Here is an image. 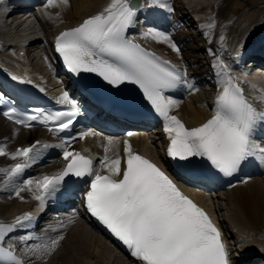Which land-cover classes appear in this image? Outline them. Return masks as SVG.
Returning <instances> with one entry per match:
<instances>
[{
    "label": "snow or ice",
    "instance_id": "1",
    "mask_svg": "<svg viewBox=\"0 0 264 264\" xmlns=\"http://www.w3.org/2000/svg\"><path fill=\"white\" fill-rule=\"evenodd\" d=\"M3 3L4 0H0V4ZM60 5L68 6L69 0H46L45 7ZM145 7H159L169 13L174 11L167 0H149L147 5L137 0H110L97 14L60 32L55 38V52L71 73H95L113 86L126 82L137 85L163 120V130L169 141V157L189 163L194 158H201L222 177H232L251 163L264 167V145L256 138L258 130L264 129V108H258L249 100L243 87L222 63L216 65L220 91L215 96L211 118L199 126L187 127L177 115L172 114L181 102L165 93L181 87L190 92L197 89L189 81L186 69L162 59L129 37V30ZM204 27L213 29L216 24L212 22ZM140 35L180 52L168 33L149 28ZM224 40L225 37L220 36L222 43ZM11 79L31 83L15 75ZM252 87L256 88L255 85ZM257 90L261 95L256 101L264 104V89ZM4 99L0 95V102ZM58 102L69 105L68 109L51 113L37 109L34 114H23L15 107H9L2 114L25 128L31 127L32 122H38L45 126L54 125L50 131L64 132L75 122L80 107L67 91ZM87 135L89 133H83L81 138ZM68 143L70 141L55 145L63 149L66 162L63 170L40 179L24 180L13 189L17 198L23 200L21 193L30 192L43 207L45 199L58 190L66 177H89L90 183L84 194L87 211L126 246L139 264H230L221 230L210 215L185 195L154 161L133 151L129 141L123 142V168L118 153L109 155L117 145L111 137L107 138L100 168L94 166L91 156L69 150ZM38 146L40 142L36 141L10 152L5 144H0V157L20 161L8 168H0L5 185L12 184L36 162L40 156ZM241 182L247 183L248 180ZM33 219L31 213H24L10 223L0 221V264H26L25 258L33 257L44 259L63 240L60 235L28 245V241L39 240L40 237L32 234L21 236L19 239L25 244L23 257L16 254L11 243L4 246L11 234L30 228Z\"/></svg>",
    "mask_w": 264,
    "mask_h": 264
},
{
    "label": "bare ground",
    "instance_id": "2",
    "mask_svg": "<svg viewBox=\"0 0 264 264\" xmlns=\"http://www.w3.org/2000/svg\"><path fill=\"white\" fill-rule=\"evenodd\" d=\"M237 1L216 0V2L208 5L203 1L198 2V0L186 2L185 0H167L174 11L169 13L166 9L159 7H145L138 14L136 24L128 32L130 38H133L144 48L156 53L162 59L170 61L182 70L186 69L187 65L191 67L192 73L189 74L188 71L187 76L197 90L190 92L188 89L181 87L172 90L171 94H167L181 102L179 108L175 109L172 114L177 115L187 126H198L211 118L213 114L214 99L220 91L217 76L219 68L216 67L218 63L223 64L225 62V64H228L230 61H236L234 57L244 51L241 57L248 55L251 58L249 65L255 63L256 66L261 67L257 71H264V40L261 41L257 36L256 39H251L253 41L244 43L252 34V30L255 31L259 27V19L249 21L247 20V15L251 14V11L256 10L254 8H257L259 13L263 12L262 4L258 2L259 0L257 2H245L244 4H240ZM109 2L110 0H69L68 6L60 5L47 8L45 7L46 0H12L11 4H18L16 5L17 8L25 5L28 9L26 11H11L6 7L4 0V3L0 4V85L10 89L12 83L18 82L22 84L20 81L11 79L15 75L23 80H30L31 83L25 84L33 90H42L46 97L62 95L67 89L64 83L57 78L58 76L52 72L51 66L45 59L47 54L46 43L49 42L51 36L55 38L60 32L78 26L84 19L97 14ZM137 2L147 5L149 0H137ZM209 7L211 8V14L208 16L204 15L203 12L207 11ZM224 8L226 11L224 10V13H221ZM250 9L253 10L250 11ZM25 13L28 14L23 16ZM31 15L36 18L38 27L29 20ZM5 18H10V20L5 21ZM261 20L263 21L264 19ZM212 22H215V28L207 29L204 27ZM150 24H153L154 27H149L148 25ZM200 24L201 26L197 27ZM185 25L188 26L186 27ZM192 26L197 28L196 32L193 29H189ZM149 28L168 33L172 41L180 49V52L176 53L165 43L156 42L151 38H142L140 34ZM185 28H187V31H185ZM259 28L258 32L261 34L259 36L263 37L264 21ZM258 32L256 31V33ZM197 36L200 38L201 43H193L194 45L189 43V46H185V41L196 39ZM220 36L225 37L223 43L220 41ZM238 43L240 44L236 46ZM32 46H37L36 49L38 50H31ZM201 48L207 51V56L196 54ZM177 54H181L182 57H177ZM203 58H206V60L204 61ZM237 63L240 64L238 61ZM246 67V64L240 67L244 70L242 74L246 78L251 79L253 83L264 84V81H262L264 75L253 74L255 73L253 70V73H249L245 71ZM231 76L234 77L233 75ZM194 77H196V80ZM201 82L210 84L209 91L200 87ZM237 82L245 86L241 79H237ZM255 94L257 96L261 95L259 92H255ZM181 95L184 96L185 100H181ZM246 96L258 108H264V105L255 103L254 99L250 98L249 95ZM147 127L148 125L146 124H139L133 125L132 128ZM156 131L153 135H150L151 132L145 131L141 138L137 129H131L128 141L133 150L142 152L152 160L153 158L155 161L158 159L157 161L159 162L157 163L159 164L163 162L157 154V144L159 141H163V134ZM258 131L264 132V129ZM83 132L76 133V137ZM50 133L51 131L40 126L28 128L16 126L0 116V144H5L8 151L12 152L17 148L27 147L36 141L40 142V146H38L40 156L35 163L25 169V176L16 178L12 184L5 185V177L0 175V221L10 223L16 216L30 213L29 210L31 212L34 211L31 227L11 234L7 242L14 246L17 255L23 257L25 244L20 241L19 237L28 234L40 237L39 240L27 242L28 245H32L62 235L64 238L59 243V245H62V249H59L58 245L51 253L52 258L47 259L48 261L45 264H104L103 258H108L112 264H115L116 261H122L121 253L116 250L117 248H111V244L106 238L93 232L79 217L69 215L65 219L52 221L54 217L59 216L57 215V210L49 211L48 209L54 206L57 207L60 203L57 201L64 200L68 193L76 194L79 187L78 184L81 181L73 183L70 187L62 186L59 188L56 193H52L45 199L48 202L53 200L56 204H45L44 202L43 207L40 206L39 201L33 199L30 192L21 193L23 200L14 195L13 189L20 186L24 180L40 179L44 175H54L65 165L63 149L55 146L61 144V142L55 134L51 136ZM87 133L89 135H87L85 140L75 141L74 139L66 146L69 150L79 151L91 156L96 160L94 166L100 168L99 160L104 156L107 138L111 136L108 134L109 136L99 137L93 130L91 131V128ZM114 140L117 141V145L109 155L118 153L123 160L124 145L122 138L116 137ZM45 144L49 145V147H41ZM17 162H20L19 159L13 161L8 157H0V168H8ZM243 171V176L234 178L232 184L226 189L211 192L215 195L214 198L218 199L216 200L219 201L218 204L214 198H207L204 195V190L187 187L186 193L208 211V214L221 230L225 242L232 236L229 228L227 229V226L225 227L226 229L223 227L224 218L226 217L229 220L231 223L230 228L234 229V241L237 242L238 247L249 248L248 255L242 256L243 258L246 256L243 259L244 264H261L264 261V232L258 231L263 230L262 227H264V202L262 209L257 205L254 206L251 203V193L255 187L264 189V177H261L262 179L257 178L259 177L257 172L263 174L264 167L251 163L245 166ZM254 176H257V179L252 178ZM243 180H248V182L242 183L241 181ZM233 185L235 186L233 187ZM261 192L264 195V191L262 190ZM211 193L208 195H211ZM5 196L8 200H4ZM219 210H223L222 215L225 217H222V219L217 216ZM49 212H52L53 214L51 215L53 216H47ZM255 236L257 238L255 242L257 243L254 242ZM97 238L104 243H100L101 249L99 252L91 249ZM231 241L232 239L228 243ZM259 244L262 245L261 248ZM51 255L47 257L50 258ZM253 256L254 260L250 259ZM25 259L27 264H40L39 262L36 263L37 259L34 257ZM135 264H139V262L135 261ZM235 264L238 263L235 262Z\"/></svg>",
    "mask_w": 264,
    "mask_h": 264
},
{
    "label": "rangeland",
    "instance_id": "3",
    "mask_svg": "<svg viewBox=\"0 0 264 264\" xmlns=\"http://www.w3.org/2000/svg\"><path fill=\"white\" fill-rule=\"evenodd\" d=\"M177 1H181V0H177ZM182 1H184V0H182ZM186 1H192V0H185V2ZM197 1V0H196ZM205 2V4H208V5H210V3H214V2H216V0H198V2ZM235 1H237V0H235ZM239 1V3L240 4H244L245 2H257L258 0H238ZM237 1V2H238ZM260 4H262V9L264 10V0H259L258 1ZM173 4H174V1H173ZM245 8H246V6H245ZM247 8H249V7H247ZM254 9H256V10H253V9H250V11L251 10H253V11H251L252 13L251 14H249V15H247L248 16V18H247V20H249V21H255L256 19H259V22H258V26L260 27V25H262L263 24V21L261 20V19H264V11L263 12H261V13H259V11L257 10V8H254ZM224 10H225V8L223 9V10H221V13H224ZM226 11V10H225ZM203 14L204 15H209V14H211V8L209 7V9L207 10V11H204L203 12ZM261 16H260V15ZM261 19H260V18ZM47 19V18H46ZM34 20L37 22V20L34 18ZM47 22H48V19H47ZM47 25V24H46ZM149 27H154V25L153 24H150V25H148ZM186 27L188 26V25H185ZM195 26V25H194ZM194 26H192V27H189V29H193V30H195V32L197 31V28H195ZM259 27H257L258 29H260ZM183 29V28H182ZM258 29H256L255 31L254 30H252V34H250V36L246 39V42H244V43H247L248 41L249 42H251V41H253L254 39H256L257 38V36H258V39H260L261 41H263L264 40V36L263 37H261V36H259V35H261L260 34V32H258ZM170 30H172V29H170ZM185 31H187V28H185ZM256 31L258 32V33H256ZM264 31V30H263ZM39 33H41V32H39ZM264 33V32H263ZM254 36H255V38H254ZM263 38V39H262ZM200 38L197 36L196 37V39H193V40H187V41H185L184 43H185V46H189L190 44L189 43H191V45H194V44H199V43H201V41L199 40ZM251 39H253V40H251ZM240 41H242V40H240ZM197 42V43H196ZM194 43V44H193ZM186 44H188V45H186ZM240 43H238V44H236V46L237 45H239ZM37 47V46H36ZM36 47L35 46H32L31 47V50L32 49H36ZM14 49V48H13ZM30 50V51H31ZM36 50H38V49H36ZM196 54H198V55H202V56H207V51H205L204 49H202L201 48V50H199L198 52H196ZM177 57H179V58H181L182 57V55L181 54H177ZM204 59V61L206 60V58H203ZM189 65H187L185 68H186V70H187V73H188V71H189V74H191L192 73V69H191V67L189 66ZM193 77V76H192ZM194 79L196 80V77H194ZM262 81H264V79L262 80ZM200 87L203 89V90H206V91H209V87H210V84H206V83H200ZM180 97V96H179ZM181 100H185L184 99V96H182L181 95ZM50 135L51 136H53L51 133H50ZM100 161V160H99ZM250 174H252V173H250ZM250 174H247V175H250ZM259 175V177H257L258 175ZM257 178L258 179H262L261 177H264V173L262 174V173H260V172H257ZM254 175V174H253ZM255 176L254 177H252V178H256ZM256 178V179H257ZM238 182H240V181H238ZM226 189V188H225ZM264 191V189L263 188H261V187H255L254 189H253V191H252V197H251V203L255 206V205H257V206H259L261 209H262V204H263V202H264V195H263V193L261 192V191ZM4 200H8V198L5 196L4 197ZM214 200L216 201V200H218L217 198H214ZM217 202V204L219 203V201H216ZM47 203H54L53 201H45V204H47ZM49 211L50 210H55V208H50V209H48ZM222 212H223V210H219L218 212H217V216L220 218L221 217V215H222ZM239 221V220H238ZM241 223V222H240ZM224 224H225V227L226 226H229V223H228V221L226 220V218H225V223L223 222V227H224ZM242 224V223H241ZM244 225V224H243ZM245 226V225H244ZM246 227V226H245ZM263 228V230H259L258 232H264V227H262ZM256 230V229H255ZM231 238H233V236H230L229 237V240L231 239ZM256 236L254 237V242L256 241ZM98 242V243H97ZM100 243L102 244L103 242H101V240L100 239H98L97 238V240H96V242H95V244L91 247V249H92V251H93V249L95 250V251H97V252H99L100 251V249H101V247H100ZM255 243H257V242H255ZM104 244V243H103ZM260 245V248H261V244H259ZM62 245L60 244L59 245V249L61 248L62 249V247H61ZM259 247V246H258ZM106 256H108L107 254H106ZM52 258V255L50 256V258H48V257H46L45 258V260L44 259H37L36 260V263L37 262H39L40 264H45L48 260L47 259H51ZM104 259V264H112V263H110V261L108 260V258H103ZM116 262H118V261H116ZM115 262V264H134L133 262H131V261H128V260H126V259H124V258H122V261H120V262H118V263H116ZM53 263V262H52Z\"/></svg>",
    "mask_w": 264,
    "mask_h": 264
}]
</instances>
